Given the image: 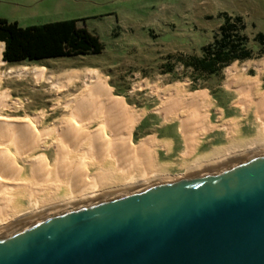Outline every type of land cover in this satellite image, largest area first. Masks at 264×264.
<instances>
[{"label": "bare ground", "instance_id": "6f19581e", "mask_svg": "<svg viewBox=\"0 0 264 264\" xmlns=\"http://www.w3.org/2000/svg\"><path fill=\"white\" fill-rule=\"evenodd\" d=\"M4 51L5 44L0 43V227L74 202L168 179L164 172L169 165L157 164L156 150L167 148L170 142H157L152 136L134 144L133 133L143 112L115 97L97 71L70 74L66 83L57 82L60 85L55 83L59 79L48 77L51 91L62 97L53 101L48 110L17 116L24 106L4 90L5 79L32 75L40 84L47 73L45 68L27 67L3 71ZM80 83L83 89L78 95L66 96ZM262 86L261 74L251 77L245 72L232 73L227 87L238 95L234 105L241 110V118L222 126L227 132V145L196 161H191L196 136L216 129L208 112L213 106L212 98L205 92L192 94L185 88L156 90L154 93L163 94L169 109H182L174 117H170L168 108L164 110L165 123H179L184 140L181 167L195 173L264 153ZM57 112L62 113L61 117L52 119ZM251 114L257 132L242 139L236 126ZM25 201L30 205L26 206Z\"/></svg>", "mask_w": 264, "mask_h": 264}, {"label": "rangeland", "instance_id": "374dc122", "mask_svg": "<svg viewBox=\"0 0 264 264\" xmlns=\"http://www.w3.org/2000/svg\"><path fill=\"white\" fill-rule=\"evenodd\" d=\"M62 6L64 14L60 17L56 14L57 5L47 2L40 10L21 9L13 18L29 15L31 18L26 21L19 19V25L25 28L58 20L56 18L86 17L88 30L98 34L105 50L97 55L51 59L37 63L6 62L3 71L27 67L45 68L47 73L46 79L40 84L35 82L32 75H13L5 79L4 90L10 93L14 101L19 100L24 106L17 116H33L41 110H48L53 101L62 97L56 94V91H51L50 78L59 79L55 83L62 80L63 84L70 74L97 71L107 81L115 97L124 99L135 111L143 112L144 116L133 133V143L137 144L152 136L157 142L172 137L174 151L179 153L184 149L179 123H165L164 110L168 108L166 100L163 101V94L154 92L175 88H185L192 94L205 92L212 98L213 106L208 112L211 125L216 129L207 135L196 136L197 144L192 155L197 156L191 160L196 161L204 157L201 155L203 151L212 149L216 144V137L223 142L227 141V132L221 129L223 125L230 126L236 117L241 118V110L234 105L238 95L227 87L232 73L245 72L251 77L261 74L264 89V52H261L256 42V36L259 33L264 34V0H68ZM12 9L11 5L0 4V15L13 14ZM225 14L242 17L244 35L248 38L253 57L225 66L213 76L198 75L192 68L184 65V60L192 55L202 56V47L214 41L224 22ZM59 83L57 84L60 85ZM82 89L83 85L80 83L73 91L66 93V96L70 95L71 98L75 94L78 95ZM171 108H168L171 111L170 117H174L175 112L182 111L174 106ZM61 114L57 112L52 119L61 117ZM236 128L238 137L242 139L255 135L257 124L254 116L251 114L241 119ZM159 148L156 150V159L169 165H166L164 172L166 178L191 173L181 167V159L175 164L166 162L172 160L174 155L167 157L162 147ZM168 148H171V145L164 150ZM47 154L49 156V152ZM159 162L157 164L160 165ZM160 166L162 167V164ZM24 203L26 206L30 205L28 201Z\"/></svg>", "mask_w": 264, "mask_h": 264}, {"label": "water", "instance_id": "95a60500", "mask_svg": "<svg viewBox=\"0 0 264 264\" xmlns=\"http://www.w3.org/2000/svg\"><path fill=\"white\" fill-rule=\"evenodd\" d=\"M0 264H264V153L2 226Z\"/></svg>", "mask_w": 264, "mask_h": 264}, {"label": "trees", "instance_id": "16d2710c", "mask_svg": "<svg viewBox=\"0 0 264 264\" xmlns=\"http://www.w3.org/2000/svg\"><path fill=\"white\" fill-rule=\"evenodd\" d=\"M223 16L224 22L214 41L202 47V56L192 55L184 60V65L198 75L213 76L225 66L253 57L242 17ZM0 42L5 44L3 60L9 64L97 55L105 50L97 35L78 27V20L23 28L17 22L0 18ZM256 42L263 53V33L256 36Z\"/></svg>", "mask_w": 264, "mask_h": 264}, {"label": "crops", "instance_id": "0c3cea01", "mask_svg": "<svg viewBox=\"0 0 264 264\" xmlns=\"http://www.w3.org/2000/svg\"><path fill=\"white\" fill-rule=\"evenodd\" d=\"M73 2H77V1H81V0H72ZM47 2H54V4L57 5V11L56 14L58 15L57 17H60L62 14H64L62 12V8H63V4H66L68 2V0H0V4H7V5H11L12 6V10H13V14H9L6 16H2L0 15V18L2 19H6L10 22H17L19 24L20 20H28L29 15L26 16H21L22 18H13L14 15H16V12H19L21 9H26V10H30V9H35V10H40L41 6H43L44 4H46ZM55 15V14H54ZM58 20H52L51 22H46L44 24H48V23H54V22H60V21H68V20H78V27L80 28H87L86 26V20H88V18H75V19H71V18H56ZM81 24L83 26H81ZM43 25V24H40ZM20 26V25H19ZM35 26V25H33ZM29 27V26H28ZM26 28V27H25ZM88 29V28H87ZM89 31V30H88ZM93 34H96L95 32L92 31ZM164 140H167L170 142L171 148H168L165 151V156L167 157H172L174 155V157L172 158V160H167L166 162H170L171 164H175L176 162H178L179 159H181L182 162V153L183 151H180L179 153L174 151V140L172 137H166L163 138ZM216 144L212 146V149L208 150V151H203L202 152V156H206V154L208 155V153L210 154L212 151H214L215 149L221 148L223 146H225V144H228V139H226V142H223V140H221L220 138H215ZM163 141V140H162ZM207 144V143H205ZM184 150V149H183ZM195 156H197L196 154L192 155L191 160L195 158ZM159 162V161H158ZM160 164H165L167 165L168 163H165L164 161L161 160V162H159ZM181 165V164H180Z\"/></svg>", "mask_w": 264, "mask_h": 264}]
</instances>
